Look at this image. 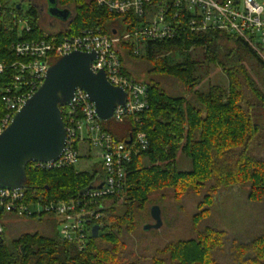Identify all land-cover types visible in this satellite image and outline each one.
Here are the masks:
<instances>
[{
  "label": "trees",
  "instance_id": "16d2710c",
  "mask_svg": "<svg viewBox=\"0 0 264 264\" xmlns=\"http://www.w3.org/2000/svg\"><path fill=\"white\" fill-rule=\"evenodd\" d=\"M58 2L73 11L67 31L70 35L85 29L124 34L133 28L126 24L125 15L111 13L95 0ZM20 18L31 27L30 32H21ZM43 38L36 8L31 7L25 15L12 0H0V64L7 65L0 73V99L12 83L15 71L11 65L19 60L14 45ZM226 41L236 45L226 47ZM122 50L123 58L145 59L150 64L148 73L180 82L185 94L173 97L162 81H143L148 86L149 108L139 123L127 118L122 122L126 132L120 134L104 128L119 142L142 131L150 144L130 164L122 196L102 211L97 238L90 237L81 250L59 234L26 233L10 239L4 231L0 235V264H223L218 255L225 257L227 264H264V211L255 222L256 234L241 236L210 226L197 229L203 214L223 193L247 189V201L264 210V76L256 80L247 63L253 57L263 74L264 64L242 40L213 30L149 43L140 57L132 55L126 44ZM199 50L207 64L222 70L227 86L197 89L203 80L199 75L201 62L192 52ZM179 154L190 160V171L179 170ZM75 170L27 167L26 196L45 202L68 201L99 178L98 171ZM188 196L198 199L194 238L166 244L149 262L136 251H129L124 236L136 233L150 203L158 206L160 201Z\"/></svg>",
  "mask_w": 264,
  "mask_h": 264
},
{
  "label": "built area",
  "instance_id": "2783aa9c",
  "mask_svg": "<svg viewBox=\"0 0 264 264\" xmlns=\"http://www.w3.org/2000/svg\"><path fill=\"white\" fill-rule=\"evenodd\" d=\"M109 12L125 15L129 26L124 34L108 35L100 29H85L68 34V27L60 32L45 33L40 40L17 42L14 52L19 58L11 67L12 83L0 99V135L11 125L14 117L40 89L48 69L60 58L80 51L96 53L91 64L94 73L103 71L108 83L127 94L124 105H117L112 119L122 123L140 116L149 108L148 86L126 73L122 45L132 55H145L149 43L172 41L188 33L221 31L242 40L264 64V2L257 0H95ZM19 29L30 32L22 18ZM65 29V30H64ZM58 30V29H57ZM0 64V73L6 69ZM66 127V146L60 158L50 164L30 163L33 169H61L76 166L81 159L80 144H86V155L93 149L100 152L99 178L93 186L68 201L45 202L28 199L26 188H0L1 213L18 218L52 216L60 225L59 236L79 249L88 245L93 227L103 217L105 209L124 193L128 168L134 158L149 148L146 133L139 131L134 138L119 142L104 130L96 115L95 105L83 89H77L72 102L62 108ZM129 141H131L129 143ZM28 166V167H29ZM0 224V235L4 233Z\"/></svg>",
  "mask_w": 264,
  "mask_h": 264
},
{
  "label": "rangeland",
  "instance_id": "374dc122",
  "mask_svg": "<svg viewBox=\"0 0 264 264\" xmlns=\"http://www.w3.org/2000/svg\"><path fill=\"white\" fill-rule=\"evenodd\" d=\"M12 1L13 3L16 2V0ZM257 1L260 3L264 2V0ZM30 8L29 3H23L22 12L26 15ZM52 23L53 22L46 15L42 16L41 28L43 29L44 34L54 32L50 29V24ZM61 30L63 29H58L56 32H60ZM223 45L226 47H232L233 45H236V43L234 41L231 43L226 41ZM201 53L200 50L192 52L193 57L201 62L199 75L203 80L197 89L199 91H205L210 85L227 86V78L222 70L218 67L207 64L201 56ZM249 59L250 61L247 63V67L250 70L251 75L256 80H260L264 74L261 72L259 64L253 60V57L251 58L250 56ZM123 62L125 65L124 70H126L136 81L151 82L159 80L163 82L165 91L171 96L176 97L185 94L183 85L177 80L171 78L164 79L151 72L148 73L147 69H149L150 64L145 59H134L124 55ZM261 115L262 119H264V111H262ZM102 126L107 131L115 134L126 132L122 123L116 122L113 119L102 122ZM86 147V144L83 143L79 146L82 157L76 164L75 171H85L92 174L97 171V168L101 163V158L99 156L100 152L97 149H93L89 157H85ZM177 161L179 170L190 171L192 169L190 160L182 154H179ZM247 194L248 190L242 189L217 196L212 205L213 208L203 214L202 221H199L200 223H198L197 229L202 231L204 227L210 226L220 230L225 229L227 232L229 231L241 236L256 234L254 225L255 222H257L259 215L263 213L264 210L262 207H259L260 205L250 204L247 201ZM158 204L162 210L163 221V225L159 230H144L146 225L153 223L150 215L153 203H150L148 206L149 208L145 210L146 214L143 221L141 220L137 225L136 233L134 235L124 236V242L128 245L129 251H136V253L143 257L147 262H149L158 249L163 248L166 244L195 237L193 228L196 224L193 217L198 213V199L196 197L188 196L184 200L181 198L176 201L169 198L164 202L160 201ZM0 224H2L5 234L10 239L17 238L26 233H39L44 236H54L58 235L60 229L58 221L47 215L42 219H30L18 218L3 213L0 218ZM218 258L221 263L227 264L225 257L218 255Z\"/></svg>",
  "mask_w": 264,
  "mask_h": 264
},
{
  "label": "water",
  "instance_id": "95a60500",
  "mask_svg": "<svg viewBox=\"0 0 264 264\" xmlns=\"http://www.w3.org/2000/svg\"><path fill=\"white\" fill-rule=\"evenodd\" d=\"M25 1L29 0L22 2ZM57 1L48 0L50 15L64 21L72 18L70 11L57 8ZM21 7V4L17 6L19 10ZM95 59V52L75 51L64 55L48 69L43 85L0 135V188L24 189L30 163L50 164L60 158L66 146L62 108L72 102L77 89L87 93L97 117L103 122L112 119L117 105L125 104L126 92L110 85L103 71H92ZM150 215L153 223L144 230H159L163 225L161 208L153 206ZM99 230L98 225L93 227V238L98 237Z\"/></svg>",
  "mask_w": 264,
  "mask_h": 264
},
{
  "label": "flooded vegetation",
  "instance_id": "af4514ba",
  "mask_svg": "<svg viewBox=\"0 0 264 264\" xmlns=\"http://www.w3.org/2000/svg\"><path fill=\"white\" fill-rule=\"evenodd\" d=\"M24 0H16L15 4H17V6L19 4H21V9L23 8V3H29L30 7H34L38 10L40 17L42 18V16L46 15L53 23L50 24V29L51 30H57V29H61L63 27L69 26V24L71 23L72 19H73V11L70 8H65L62 7L59 2L57 1V8L60 10H65L67 9L68 11H70V13L72 14V18H70L67 21H64L60 18L57 17H53L50 15L49 10H50V4L48 3V0H29V1H25L22 2Z\"/></svg>",
  "mask_w": 264,
  "mask_h": 264
}]
</instances>
